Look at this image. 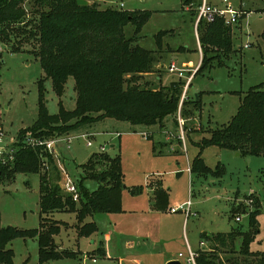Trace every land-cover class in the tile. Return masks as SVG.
I'll list each match as a JSON object with an SVG mask.
<instances>
[{
  "label": "rangeland",
  "instance_id": "obj_1",
  "mask_svg": "<svg viewBox=\"0 0 264 264\" xmlns=\"http://www.w3.org/2000/svg\"><path fill=\"white\" fill-rule=\"evenodd\" d=\"M35 1L27 0L23 4L27 24L21 27L26 25L27 30H33L40 17L41 9ZM98 3L102 9L152 11L150 20L138 35L139 44L147 49L157 51L160 47L156 35L162 30L169 31L161 39L166 66L157 67L163 59L158 51L153 74L145 73L137 81L153 88L179 82L183 84L181 101L178 112L165 117L160 124L134 125L106 117L56 138H62L56 142L59 153L54 159L60 182L64 169L78 189L82 183L90 192L97 190L100 182L86 177L82 166L92 154L101 152L103 146L110 157L121 158L124 188L120 212L94 214L85 220L96 222L98 227L90 237L79 236L75 212H54L53 218L64 223L61 232L54 237L56 245L61 250H74L76 255L46 264H167L164 262L167 253L188 255L187 239L195 248L205 232L229 231L233 225L239 228L240 223L243 224L241 229L247 231L249 212L255 208L254 202H250L252 198L261 201L262 210L257 217L259 232L251 243V250L264 252V155L240 154L218 146L203 150L200 147L202 139L210 137L212 130L229 123L251 87L264 86V0H230L233 8L249 11L237 24L231 25L234 51L227 57L222 56V65L215 61L213 66L194 75L187 86V77L199 69L202 57L195 28V6L183 8V0H101ZM134 30L132 24L127 25L126 36L132 37ZM21 38L11 34L10 42H0V126L4 127L9 141L36 121L41 78H45V100L51 114L59 112L60 101L67 110L76 107L75 79H68L60 98L53 89L52 79L46 78L39 57L33 53L38 48L37 41L22 42ZM12 45L21 51L12 52ZM169 47L173 51H168ZM180 47L185 50H178ZM188 61L194 63L185 67ZM173 62L179 68L191 69L186 70L185 77L179 78L168 70ZM199 98L201 110L184 115V107L188 111L192 108L186 101ZM83 133L93 135L90 137L92 146L81 137ZM68 137H74L71 143L64 140ZM201 151L211 169L217 170L220 165V176L211 173L198 176L190 171V163ZM104 164L100 162V170L106 167ZM179 172L182 174L178 176ZM157 183L167 192L165 207L155 203L153 185ZM134 188L141 191L133 192ZM39 197V173L19 172L13 180L1 179L0 227L38 228ZM188 202L193 210L189 217L183 210ZM240 202L245 207L237 213L242 215V221L237 222L231 215ZM174 207L181 210L171 212ZM242 238L221 253L224 259L243 258ZM100 246L106 250L105 256L99 253ZM8 247L15 252L14 264H39L36 238L18 237ZM248 259L253 260V256ZM184 264L188 263L184 261Z\"/></svg>",
  "mask_w": 264,
  "mask_h": 264
},
{
  "label": "trees",
  "instance_id": "obj_2",
  "mask_svg": "<svg viewBox=\"0 0 264 264\" xmlns=\"http://www.w3.org/2000/svg\"><path fill=\"white\" fill-rule=\"evenodd\" d=\"M25 1L0 0V42H10L11 34L22 36V42L30 39L37 41L38 48L33 53L39 57L46 78L52 79L56 94L61 98L68 79L73 77L77 97L73 110H67L60 101L59 112L51 114L45 100V78H41L38 82L39 111L36 121L20 130L13 160L6 159L3 162L0 158V180H13L19 172L40 174V225L34 229L11 225L0 227V264H14L15 252L8 244L18 237L37 239L39 264L75 256L74 250H61L55 243L54 237L61 232L64 224L53 218L56 211L75 212L79 236L90 237L98 229L96 222H85L90 215L122 210L121 192L124 183L119 156L110 157L103 151L89 157L82 166L83 171L86 177L95 178L100 184L97 190L90 192L81 183L78 189L79 200L75 201L60 186L61 175L54 163L56 153L43 144L25 143L28 133H31L33 140L46 142L106 117L134 125L160 124L165 117L174 116L178 112L183 87V84L173 82L169 86L153 88L142 86L137 81L139 76L153 73L157 62V51L138 43V35L150 20L152 11H128L113 7L102 9L97 2L86 6L79 5L77 0H36L35 4L41 9L40 17L33 25L34 29L27 30L26 25L21 27L27 24V11L23 6ZM201 3L202 0H183V8L195 6L196 19L197 7ZM243 11L245 13L241 18L249 12ZM129 24L135 29L132 37H127L125 33V27ZM168 33L162 30L156 35L159 49L162 48V36ZM198 34L203 55L194 75L213 66L215 61L222 65V56L227 57L234 51L231 25L222 17H216L211 22L202 19L198 24ZM11 50L19 52L21 48L12 45ZM167 50L172 51L170 47ZM178 50L184 51L185 47ZM188 101L192 108L188 111L184 107V115L189 116L201 110L200 98ZM208 146H218L246 155H264L263 85L251 87L241 99L229 123L212 130L210 137L202 139L201 150ZM201 153L190 163V171L198 176H207L209 173L220 176V165L217 170L211 169ZM100 162L106 164L103 170L99 168ZM153 186L155 203L165 207L167 192L159 183ZM132 191L138 192L141 189L134 188ZM250 200L254 202L255 208L249 212L247 231L241 229L243 224L240 223L239 228L233 226L229 232L203 235L213 250L208 248L196 251L197 264H226L227 261L231 264H264V252L251 250V243L259 232L257 217L261 213L262 203L259 199ZM244 207V203L234 207L231 219H235ZM240 237H243L240 250L243 258L224 259L221 253L233 247ZM98 251L106 255L103 246ZM247 256H253V260Z\"/></svg>",
  "mask_w": 264,
  "mask_h": 264
},
{
  "label": "built area",
  "instance_id": "obj_3",
  "mask_svg": "<svg viewBox=\"0 0 264 264\" xmlns=\"http://www.w3.org/2000/svg\"><path fill=\"white\" fill-rule=\"evenodd\" d=\"M121 6H123V4H121ZM197 12L198 13H197V18H196V23H195V28L197 32H198V24L202 19L208 22H211V21H214L216 17H222L223 19H225V22L228 25L233 26L240 21L242 14L245 13L242 9L233 8L232 5L230 4V0H222L221 6L211 3L209 2V0H202V3L197 7ZM1 51L2 49L0 47V52ZM185 67H188V66H185ZM188 69L190 70L191 68H188ZM188 69L179 68L177 67L175 63H171L168 67L169 72L177 74L179 78L185 77V72ZM196 71L197 69H195V71H193V73H191L187 77L186 86L190 83ZM91 136H93L91 133L81 134V137L87 140L88 146L93 145V141L90 138ZM73 138L74 137H68L67 139H64V140L68 141V143H71V140ZM60 139L55 138V139L48 140L46 142H42L38 140L36 141V140H33V138H31V133H28L25 139V143L35 144L36 142L37 144L46 145V147L49 150H51L53 147H56V142H58ZM17 147H18L17 138H15L13 141H9L7 132L5 131L3 126H0V158L3 159V162H6V159H8L9 161L13 160ZM100 149H101V152L105 151V147L103 146H101ZM63 171L64 173L62 175L60 186L65 193L71 195L75 201H78L79 200L78 187L76 183L74 182V180L71 178V176L67 172H65L64 169ZM190 206H191V202H188L187 207L183 208V210L187 213V216H190L191 214ZM178 210H181V208L174 207L170 209L171 212H176ZM235 219L237 222H241L242 215H237ZM202 244H204V242H202ZM197 255L198 254L196 253V251H193L189 248L188 255L185 259L186 262L188 264H197V261H196ZM180 257H182V253H180ZM93 260L96 261L95 258Z\"/></svg>",
  "mask_w": 264,
  "mask_h": 264
},
{
  "label": "crops",
  "instance_id": "obj_4",
  "mask_svg": "<svg viewBox=\"0 0 264 264\" xmlns=\"http://www.w3.org/2000/svg\"><path fill=\"white\" fill-rule=\"evenodd\" d=\"M90 1V3H92V2H99V1H101V0H89ZM102 1H104V0H102ZM216 1H218V0H209V2H211V3H213V4H216V5H219V6H221L222 5V0H219V2L217 3ZM99 4V3H98ZM186 7H188V6H186ZM185 7V8H186ZM123 10H125V9H123ZM135 10H139V11H143V10H148V9H135ZM134 9H131V10H128V11H135ZM243 10H247V9H243ZM197 35H198V32H197ZM140 38L141 37H138V43H139V40H140ZM198 42H199V44H200V40H199V35H198ZM171 48V47H170ZM172 49V48H171ZM200 52H201V55H203L202 54V48H201V44H200ZM151 50V49H150ZM153 51H156V50H153ZM158 51H160V54H162V56H163V59H161V62H159V64L157 65V67H164V66H166L165 65V63H164V56H165V53L166 52H164L165 51V49L162 47L161 49H158L157 50V52ZM172 51H173V49H172ZM201 60H202V57H201ZM174 63V62H173ZM193 61H188L187 63H184V65L185 66H192L193 65ZM191 68V67H190ZM153 73H146V75H152ZM165 85V84H164ZM243 202H240V204H242ZM192 210V209H191ZM193 211V210H192ZM194 212H196V211H194ZM189 217V216H188ZM233 226H236V225H233ZM233 226H231V228H230V230L229 231H231L232 230V228H233ZM229 231H222V232H229ZM216 233H219V232H212V233H208L207 232V234H216ZM206 234V235H207ZM202 235H205L204 233L202 234ZM202 242H204V244H202ZM186 246H187V250H188V252H189V248L191 249V250H193V251H199V250H201V249H212L213 250V248L211 247V244H210V242L209 241H207L206 239H204L203 238V236H202V238H201V240H200V242H199V246H196L195 248L191 245V243H190V241H189V239H187V242H186ZM180 253H182V252H180ZM180 253L177 255V256H174L173 254H170V253H167V255L165 256V258H164V262H168V261H170V260H172V259H179V260H181L183 263H184V261H186L185 259H186V257L187 256H185L184 254H182V257H180ZM188 254V253H187Z\"/></svg>",
  "mask_w": 264,
  "mask_h": 264
},
{
  "label": "water",
  "instance_id": "obj_5",
  "mask_svg": "<svg viewBox=\"0 0 264 264\" xmlns=\"http://www.w3.org/2000/svg\"><path fill=\"white\" fill-rule=\"evenodd\" d=\"M77 3H78L79 5H86V6H87V5L90 4V1H89V0H77ZM51 151H52L53 153H56V154L59 153L57 147H53V148L51 149ZM238 154H239V153H238ZM181 174H182V172H179V173H178V176L181 175ZM204 234L206 235L207 232H205ZM167 264H184V263H183L181 260H179V259H172V260L168 261Z\"/></svg>",
  "mask_w": 264,
  "mask_h": 264
}]
</instances>
